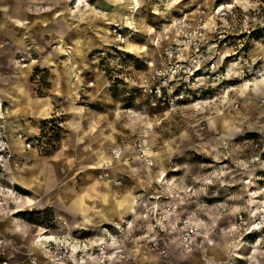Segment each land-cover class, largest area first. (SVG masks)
Returning a JSON list of instances; mask_svg holds the SVG:
<instances>
[{
    "label": "rangeland",
    "instance_id": "rangeland-1",
    "mask_svg": "<svg viewBox=\"0 0 264 264\" xmlns=\"http://www.w3.org/2000/svg\"><path fill=\"white\" fill-rule=\"evenodd\" d=\"M18 1L24 2L22 7H17L22 12L15 10L10 19H0V28L11 21L15 24L0 32V92L5 97L4 112L9 111L10 117L27 114L17 116L24 125L18 131L29 136L37 134L29 124H37L38 130L44 124L45 119L38 118V114L43 110L45 114L46 103L32 107L27 104L31 72L26 77L23 71L30 69V49L38 64L34 68H46L40 83L67 85V92L52 105L48 117L58 130L57 144L53 150L39 151L40 155L56 159L46 163L52 169L47 168L42 177L45 184L41 179L35 183L43 188L53 187L57 182L47 201L34 196L30 181L24 176L30 177L27 169L30 151L23 158L14 157L12 150L11 159L0 168V182L7 193L13 190L16 195L8 199L9 207L0 213V226L5 229L0 231L5 239L4 257L15 261L30 253L37 255L40 248L35 243L37 235L58 234L62 225L58 215L68 211V202L62 195L67 190L83 193L75 200L80 220L79 216H67L69 224L98 225L95 232L81 228L69 234H101L104 227L113 228L115 222L106 221L126 212L125 206L131 200L129 195L141 193L138 201L141 207L137 211L158 201L160 210L167 211L162 215L171 217L172 225L190 220L199 227V246L193 253H186L178 246V251L171 249L169 256L164 257L145 245L146 250L161 256L167 264H182L184 255L196 254L193 257L196 260L208 252L212 243L216 249L211 250V260H204L205 264H264V0L172 3L167 0L166 7L157 6V12L151 11L148 3L142 4V0L134 8L124 0H85L101 7L99 15L94 16L101 17L99 22L103 17L107 30L95 27L82 12L57 16L55 9L59 0H52V12L43 15L44 20H50L43 32L37 26L30 30L28 21H25L28 26L14 22L16 17L30 20V2ZM76 1L68 0L69 6L75 9ZM219 4L229 5L227 8L233 10L217 20L215 32L219 40L217 62L224 70L230 69L231 74L209 88L199 102L176 108L154 105L148 95L134 94L126 88L121 73L127 67L145 69L150 60L160 63L162 45L154 44L155 35L169 17L200 5L211 8ZM168 7L172 12L165 9ZM1 13L4 10L0 9ZM113 23L123 25L127 33L131 25L133 33L124 42H118L112 35ZM12 32L24 37L30 47L23 49L26 45L16 41ZM48 52H51L49 58ZM21 56L27 57L26 65ZM135 68L131 69L138 73ZM89 79H93V86L82 87L81 81ZM37 91L40 96L46 92ZM17 108V113L12 114ZM135 140L144 141L153 154L152 167L135 156L132 146ZM117 145L131 153L129 163L112 154V148ZM13 170L24 174L14 176L26 186L10 179ZM108 173L109 177H121L122 183H110ZM131 201L134 205L135 197ZM171 202L177 207L168 209ZM42 209L47 212L40 215L39 221H34L31 216L36 213L30 215V211ZM133 209L122 217L135 215ZM104 211L113 217L102 220L100 215ZM49 215L52 220L46 218ZM90 216L93 221L87 220ZM120 220L118 217L117 221ZM143 223L146 224L145 220ZM8 224L14 227L9 229ZM193 260L190 264L195 263Z\"/></svg>",
    "mask_w": 264,
    "mask_h": 264
},
{
    "label": "built area",
    "instance_id": "built-area-1",
    "mask_svg": "<svg viewBox=\"0 0 264 264\" xmlns=\"http://www.w3.org/2000/svg\"><path fill=\"white\" fill-rule=\"evenodd\" d=\"M151 11L157 12L158 5H166L167 0H145ZM172 1V0H171ZM78 3V0L76 1ZM140 2V0H139ZM139 4V3H138ZM136 3V5H138ZM93 5V4H92ZM197 6L190 11L174 14L163 23L155 35V45H162L160 63L153 60L147 62V68L127 67V71L121 73V80L126 88L136 94L141 92L148 95L154 105L176 108L185 103L199 102L209 88L223 81L231 74L230 69H223L217 62V47L219 40L215 36L217 20L224 17L231 8ZM98 11L100 6L93 5ZM166 7V6H165ZM167 11L172 10L168 7ZM128 33L119 23L112 27L113 38L118 42H124L127 36L133 33V26H128ZM35 58L30 51V62ZM24 65L27 57L21 56ZM138 72L136 73L133 69ZM44 71H35L33 78L37 89L46 90V86L40 83ZM5 112L0 102V168L6 166L7 159L12 155V149L8 135L3 132ZM16 135L24 136L27 149L38 148L41 152L53 150L57 144L58 130L51 118H46L38 134L29 136L23 131H16ZM135 156L146 166L152 167L155 163L154 156L147 150L144 141L133 142ZM112 154L120 158L124 163H129L132 155L122 145L112 148ZM108 166V163H107ZM101 176L103 174H100ZM114 183L121 184L122 178L118 177ZM7 190L0 182V212L7 206ZM157 198V197H156ZM159 203L154 202L146 206L141 215V220L136 216L139 211L133 209L129 218H122L113 224V228L104 227L101 234H87L76 236L74 234H54L55 239H43L42 258L34 253L28 257L12 263L4 257L2 248L5 239L0 235V264H71L80 259L93 258L100 264H127V250L124 243L131 237L137 227H141L138 238L145 241V245L153 252L161 256H169L172 249V241H176L186 253H193L198 245L200 236L199 227L190 220H182L174 225L169 223L170 218L162 214L166 210H160ZM168 209L177 205L173 202L167 205ZM143 217V218H142ZM145 220L146 224L143 223ZM149 220V221H148ZM139 225V226H138ZM43 259V261H42Z\"/></svg>",
    "mask_w": 264,
    "mask_h": 264
},
{
    "label": "crops",
    "instance_id": "crops-1",
    "mask_svg": "<svg viewBox=\"0 0 264 264\" xmlns=\"http://www.w3.org/2000/svg\"><path fill=\"white\" fill-rule=\"evenodd\" d=\"M118 1H120V0H118ZM27 2H30V12H28V11H23V12H28V14H30V20H28V19H19V18L16 17V18L13 19L14 22L17 23L18 25H20L18 23V21H28V24H30V30H33L34 29L33 27L37 26V27H39V30L41 32H43V30H44L43 28H46V25L50 24L48 22L50 20H44L43 19V15H45L46 13L52 12L51 8H53V6H54L52 0H27ZM23 3L20 2V4H19L18 0H0V9L4 10V14H2V13L0 14V19L1 20L10 19V15L15 10L22 12V10L21 9L19 10L18 8L22 7ZM144 3H147V2L145 0H142V4H144ZM5 4H7L6 7L4 6ZM81 6H83V7L76 6V8L74 9V8H71L69 6L68 0H59V2L56 5L55 14L57 16L60 15V14H63V15L73 14L74 15L76 12H82L83 15L90 22H92L95 27H98V28H101V29H103L102 26L107 27L106 24L103 22V17H102V21L101 22L97 21L98 19H93V18L90 19V17L88 16L89 11H90V13H92L93 17L101 18L99 16H94V14L96 15V13L94 12V10H92L91 7H88V6L84 7L83 4ZM190 10H192V9L185 10V11H190ZM116 11H117V9H116ZM116 11H114V12H116ZM93 21H95V22H93ZM28 24L25 25V26H28ZM11 25H15V24L11 21L10 24L7 25V26H11ZM22 26H24V25H22ZM6 27L0 28V32ZM110 27H111V25H110ZM11 28H14V27H11ZM107 29H108V27H107ZM107 29H105V30H107ZM12 36L14 37V39L16 41H19L22 44L26 45L25 47H23V49L26 48V47H30L29 42H26L24 37L23 38L19 37L17 32L16 33L12 32ZM30 51H32V50L30 49ZM65 51L69 52L68 50H65ZM50 53L51 52L47 53L48 58L51 57ZM15 60L18 61L17 58H15ZM32 61H34V59H32L31 62H30V69H28L26 71H23V73H24V75L26 77L28 76V73L31 72L30 76H29V78H30V101H28L27 104L30 103V106L32 107V106H41L42 103H46L47 107H46L45 114L43 115L44 110L40 111L39 114H38V115H40L38 118L42 117V118L46 119V118H48L51 115L50 112H51V109H52V105H54L55 102L57 103V100L60 99V97H62V95H66L67 85H62V86H60L59 84H52L50 86L47 85L46 86V92L43 93V96H40L38 94V91H37V88H36V84L34 83V81L33 82L31 81L32 78H33V75H34L33 69L35 71L34 67L38 65V64H35L37 62V60H35L36 62H34V63H32ZM28 66H29V64H28ZM26 68H28V67H26ZM81 82H82V87H84L86 89H88V88L90 89L93 86V83H94L93 79H89L88 81L84 80V81H81ZM14 87H16V86H14ZM34 92L36 93V96L34 95ZM17 94L19 95V92H17ZM6 98L10 99V97H6ZM40 98H44V99H40ZM4 100H5V97L2 96V94L0 92V102L2 103V101H4ZM10 102H11V99H10ZM22 102H24L23 98H22ZM17 111H18V108L17 109H13L12 114H16ZM8 113H9V111H8ZM8 113H5V120L3 122L2 130H3V132H5L8 135V137H10L12 135L13 136L16 135V131L21 129V128H19L20 126H22V127L24 126L21 123V121H19L17 116H19V115H27V114L20 113V114L13 115V116L10 117V116H8ZM47 113H49V115ZM30 115H34V114L30 113ZM9 118H11L12 120H15V121H11V120L8 121ZM29 126L31 127L30 129L33 128V130L36 131L34 133L38 134L39 133L38 131L41 130V129L38 130L40 127H38L37 124H32V125L29 124ZM39 126H41V125H39ZM30 131H32V130H30ZM11 143H12V150L14 152V154H13L14 157H15V155L16 156L20 155L23 158H25L27 156L26 152L30 151V164L27 163V166H29L27 169L30 170V177H34V178L31 179L30 177L24 175L22 172L13 170L11 172V174H10V179L14 183L17 182V183H20L22 185H25L24 183L17 181L15 176H14L15 173H17V174L19 173V174L24 175L30 181V184H29L30 190L33 192L34 196H36L37 198L38 197L41 198L40 200H42L44 202L47 201V199L49 197L48 195L56 189L55 185H57V182L54 184L53 187L43 186V188L40 187L39 184H35V183H36V179H41V181H43V184H45V180H43L42 177L46 173V169L47 168H49V170L52 169V168L50 169L51 166L47 167L46 163L49 160H50L49 163L51 161H56V159L55 158H51L50 159L49 157L40 155L39 154V150L36 147H34L33 150L32 149L30 150V148L27 149L26 146H25V142H24V145H23V139L21 140V139H17L16 137H11ZM22 151H23V153H21ZM16 152H18V153H16ZM19 153H21V154H19ZM128 153H130V152H128ZM52 156L54 157V155H52ZM55 167L57 169L60 168L58 166H55ZM109 174L110 173H108V177H109ZM117 176L116 177H109V178H107V180L110 183L114 184V180L119 177V176L118 177ZM72 180H73V178H72ZM27 188H29V187H27ZM74 188H75L74 190L77 191V187L75 186ZM10 193H8V195H7V203L9 201L8 199H11L15 195L13 190H12V193H11L12 195H10ZM80 194L81 193H78V194H75V193H72V192L69 193V192H67V190H65V192L62 193V195L64 196V199L66 200V202H68L67 203L68 204L67 205V210L68 211H66V213H64V214L61 213L62 215L61 214L58 215V218L60 220L59 223H62L58 234H66L67 235L69 233H73V232L79 231L81 228H84V229L88 228L90 230L92 229L94 232H95V230L98 231V225L93 227V226H89V225H81L80 223H77V224L75 223L74 225L73 224H69V221H70L69 217H71V216H73V218L76 217V216L77 217L79 216L78 220H80V213H79L77 205L75 204V200L77 198H80V197L83 196V193L81 195ZM129 196H130L131 200L134 199V197H135V201H134V205H132V201L131 200H129L127 202V204L125 206V210H126V212H124L125 214L123 213L120 216L117 214L114 218H112L113 217L112 213L104 211L100 215L101 219L102 220H108V219L112 218V220H108L106 222L114 223V222H116L118 220V217L123 218L126 215V213H129L130 210L133 209L132 206L134 208H140L141 204L138 201H139V199H141V196H142L141 193L138 194V195L135 194V196L134 195L133 196L129 195ZM28 198L29 197H27V199ZM40 200H37V201H40ZM137 203H139V204H137ZM119 206H122V204H119ZM7 207H9V206H7ZM140 212H141V210L137 214L139 220H141V213ZM118 213H121V212L118 211ZM67 216H69V217H67ZM87 220L93 221L94 218L90 216V217L87 218ZM14 224H15V222H14ZM8 225H9V229H12L11 227H14V226H11L10 224H8ZM140 228H141L140 226L137 227L136 230H135V233L131 237H128L126 239L125 243H124V247L126 248L127 254L129 256L127 264H167V262H166V260L164 258H162L161 256H154V254H152L151 252L146 250L145 241L142 238H138V236H137L141 232ZM3 230H5L4 226H0V231H3ZM39 235H37V236H39ZM40 236H42V235H40ZM35 243H36V245L38 247H40L37 250V252H39L37 254V256L42 258V254H41L42 253V249H41L42 246L39 243H37V242H35ZM178 249H179V247H178L176 241L173 240L172 241V251L176 252V251H178ZM207 249H208L207 250L208 252H206V254H204L202 256H198L196 260H193V257L197 256L196 254L191 255V256H185L184 255V257L182 259L183 260L182 264L184 262L190 264V263H192V260L195 262L194 264H205L204 260H207L209 262L211 260V250L212 249L215 250L216 246H215V244L212 243V244H210V246ZM1 250H2V252L5 255L6 252H4L3 249H1ZM178 253L179 252H177L176 255ZM6 258H8V257H6ZM10 258L11 257H9V259ZM20 260H22V259H20ZM17 261H19V260H15V261H11V262L12 263H16ZM42 261H43V259H42ZM71 264H100V263L97 262L95 259L92 260L91 258H87V259L83 258V259H80V260L76 259L74 261V263H71Z\"/></svg>",
    "mask_w": 264,
    "mask_h": 264
},
{
    "label": "bare ground",
    "instance_id": "bare-ground-1",
    "mask_svg": "<svg viewBox=\"0 0 264 264\" xmlns=\"http://www.w3.org/2000/svg\"><path fill=\"white\" fill-rule=\"evenodd\" d=\"M125 1V4L127 5V6H129L130 8H134V7H137L136 6V3L138 4V3H140L139 2V0H124ZM172 2H178V0H172L170 3H172ZM84 5V7L85 6H88V7H91L92 8V10H94V12L96 13V14H98V13H100L98 10H97V8L96 7H94L92 4H90L89 2H87V1H85V0H78V3H77V6H79V7H83V6H81V5ZM232 5V4H231ZM226 6H229V5H220V7L221 8H225ZM88 16L90 17V19L91 18H93V19H99V18H97V17H93L92 16V13H88ZM104 16V15H103ZM18 21V20H17ZM93 22H95V21H93ZM18 23L19 24H21V25H25V24H27V22H25V21H18ZM114 24V23H113ZM102 28L103 29H107V27H104V26H102ZM145 49V48H144ZM142 51V50H141ZM34 62H35V60H34ZM230 72H231V70H230ZM17 139H23V145H24V139H25V137L24 136H18V135H16L15 136ZM9 142H10V146H11V149H12V143H11V138L9 139ZM11 157H12V155H11ZM11 157H9L8 159H7V162L11 159ZM7 162H6V164H7ZM11 193H12V190H11ZM10 193V195H12ZM4 211H1L0 213H3ZM40 235H42V236H40ZM39 236H37V237H39V239H37V240H43V239H55V235H53V234H50V235H47V234H40ZM37 243H39L42 247H43V245H42V242H39V241H37ZM243 258V257H242Z\"/></svg>",
    "mask_w": 264,
    "mask_h": 264
},
{
    "label": "trees",
    "instance_id": "trees-1",
    "mask_svg": "<svg viewBox=\"0 0 264 264\" xmlns=\"http://www.w3.org/2000/svg\"><path fill=\"white\" fill-rule=\"evenodd\" d=\"M37 70H40V68H38V67H36V69H35V71H37ZM42 70L43 71H45L46 70V68H42ZM45 210H46V212H47V209H42V210H39V211H30V215H34L35 213V215L36 216H31V217H33V220L34 221H39L40 220V215H42V214H44L45 213ZM45 215V214H44ZM52 215V214H51ZM45 217V216H44ZM46 218H50V220H52V216H50L49 215V217H46ZM50 224H52V223H50ZM48 227H50V225L47 223L46 224Z\"/></svg>",
    "mask_w": 264,
    "mask_h": 264
}]
</instances>
